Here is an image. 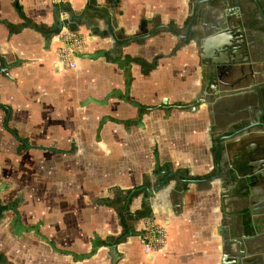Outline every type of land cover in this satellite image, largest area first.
Segmentation results:
<instances>
[{
	"label": "crops",
	"instance_id": "crops-1",
	"mask_svg": "<svg viewBox=\"0 0 264 264\" xmlns=\"http://www.w3.org/2000/svg\"><path fill=\"white\" fill-rule=\"evenodd\" d=\"M12 3L0 0V60L14 65L0 74V264H233L238 241L239 264H251V229L242 237L231 224L263 206L239 201L211 167L218 139L208 134L205 106L194 103L202 77L191 48L168 28L171 20L180 28L187 0H18L21 15ZM56 19L63 27L46 43ZM65 33L82 40V53L105 57L57 67ZM111 58L132 61L129 99L143 107L139 120L116 99L82 105L122 91ZM103 116L128 123L106 122L97 143ZM16 213L57 250L89 253L94 237L100 247L74 262L33 233L15 237ZM147 222L166 233L150 255L138 241Z\"/></svg>",
	"mask_w": 264,
	"mask_h": 264
},
{
	"label": "flooded vegetation",
	"instance_id": "flooded-vegetation-1",
	"mask_svg": "<svg viewBox=\"0 0 264 264\" xmlns=\"http://www.w3.org/2000/svg\"><path fill=\"white\" fill-rule=\"evenodd\" d=\"M168 25L203 76L194 103L205 106L208 134L218 139L211 167L239 201L263 206L261 215L234 217L231 225L240 236L246 225L251 229V264H264V0H187L180 28L173 20ZM242 244L233 264L241 261Z\"/></svg>",
	"mask_w": 264,
	"mask_h": 264
},
{
	"label": "water",
	"instance_id": "water-1",
	"mask_svg": "<svg viewBox=\"0 0 264 264\" xmlns=\"http://www.w3.org/2000/svg\"><path fill=\"white\" fill-rule=\"evenodd\" d=\"M64 25L66 26V24H64ZM62 27H63V25L56 19L54 29L50 28L44 36L46 43L49 42L53 36L58 35L59 31H60V29H62ZM73 55L76 59H79V60H91V61H93V60H96L98 58H104L106 55V52L105 51H98V52L92 53V54H85L82 52H77V53H74ZM110 61L112 64H115L119 68V70L122 71V77H123L122 91L112 90L102 100L87 98L85 101H83L82 105L94 104L96 106H105L109 99H116V100L122 101V102L130 105L133 108H136L139 111V113H138V116H139L138 120H139V118H141L143 115V113H142L143 107L140 106L139 104H137L136 102H133L129 99L130 82H131L130 69H131L132 61L128 58L124 59V60H119L118 58H114V59L111 58ZM12 67H14V65H12V64L10 65V63L9 64L6 63L3 59L0 60V74H5L6 71L11 69ZM208 81H209V79H207V85L209 83ZM202 83H203V78H202ZM162 107H164L166 115H168L169 110L166 107V100H164L162 102V106H160V108H162ZM4 108L6 111L4 128L7 129L6 122L8 121L9 110L6 107H4ZM138 120L135 119V120H132L130 122H135L136 124H140V122ZM106 122H113V123L118 124V125H127V123H128V121L127 122L119 121V120L113 119L109 116L101 117V119L98 121L97 128L95 131V141L97 143H100V132H101L103 125ZM11 227L13 229V232H14L13 235L15 237H19L23 233H33L40 241H42L45 245H47L54 253H57L59 255L69 256V257H71V259H73L74 262H80V261L91 258L93 255H95V253L97 252V250L100 247L99 241L97 240L96 237H94V239L90 243L91 248H90L89 253L79 255V254H75L72 252L57 250L55 248V244L53 242L49 241L46 237L42 236L39 233V231H38L39 230V224L32 226V227L24 228L20 223L19 215L17 213L15 214V216L13 217V220L11 221ZM241 236L245 237L244 234H242ZM112 262H114L113 259H112Z\"/></svg>",
	"mask_w": 264,
	"mask_h": 264
},
{
	"label": "built area",
	"instance_id": "built-area-1",
	"mask_svg": "<svg viewBox=\"0 0 264 264\" xmlns=\"http://www.w3.org/2000/svg\"><path fill=\"white\" fill-rule=\"evenodd\" d=\"M53 3L59 5L63 0H52ZM58 41L59 47L56 51V66L62 69H71L75 67L74 53L81 52L82 40L69 33L60 35ZM144 233H141L138 237V241L143 247V251L146 255L160 249L166 238L165 229L163 227H157L153 223L147 222L143 229Z\"/></svg>",
	"mask_w": 264,
	"mask_h": 264
},
{
	"label": "trees",
	"instance_id": "trees-1",
	"mask_svg": "<svg viewBox=\"0 0 264 264\" xmlns=\"http://www.w3.org/2000/svg\"><path fill=\"white\" fill-rule=\"evenodd\" d=\"M18 0H13L12 7L14 10L21 15V7L18 6ZM149 210L148 209H143L141 212H139L138 216L144 219H147L149 217Z\"/></svg>",
	"mask_w": 264,
	"mask_h": 264
}]
</instances>
